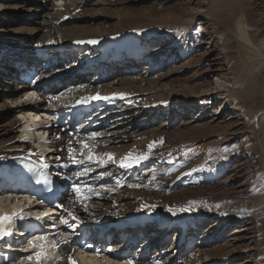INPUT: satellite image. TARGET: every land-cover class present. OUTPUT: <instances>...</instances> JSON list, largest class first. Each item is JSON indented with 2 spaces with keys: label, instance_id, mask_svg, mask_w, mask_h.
<instances>
[{
  "label": "rangeland",
  "instance_id": "obj_1",
  "mask_svg": "<svg viewBox=\"0 0 264 264\" xmlns=\"http://www.w3.org/2000/svg\"><path fill=\"white\" fill-rule=\"evenodd\" d=\"M24 1L0 0V87L2 79H9L13 85L18 84L16 75L18 76L20 69H15L14 64L17 59H23L22 55L27 53L30 64L34 62L36 47L25 43L24 40L28 37L33 36L36 43H43L49 39L57 41L59 37H73L74 34L77 37H88V32H96V36H100L118 35L120 28L125 31L138 30L142 35H147V49L140 58L141 63L134 67L126 61L111 64L105 59L96 60L94 62H99L98 64L85 67L88 61L84 55L90 50L89 45L76 50L73 56L66 51L65 58L59 56L54 59L50 56L57 50H47L46 57L38 60L43 64L52 59L54 62L63 61V70L60 72L62 80L69 79L74 73L88 75V84L98 80L101 81L99 85L120 87L130 93L121 92L126 96L120 100L121 107L105 109L94 122L103 123L101 132L118 128L125 123V126L130 127L131 133L138 134L144 150L147 149V135L157 133L160 139L163 138V144H158L153 149V154L148 159L151 165L146 168V172L142 170L139 174L141 177L132 178V181L144 182V190L161 194L192 193L198 190L211 193L216 187L224 192H244L242 195L264 193V176L259 175L264 174V114L259 112L260 109L264 110V103L251 112H246L229 100L224 91L227 83L225 77L228 74V60L236 54L221 53L217 33L224 32V43L229 46L232 44L231 34L224 28L213 31L207 20L199 14L201 0H76L75 7L68 12L64 8L68 6L69 0H52L49 9ZM247 2L248 0H242V3ZM53 6L63 8L66 19H52L50 13L54 11ZM247 16L258 29L257 39L264 40V0H251ZM29 18H37L40 22L37 28L41 29L30 36L29 31H26V21ZM74 26L78 27L79 34L71 35ZM58 27L59 33H55L54 29ZM196 29H200L198 35ZM175 38L176 43L173 40ZM156 54L159 55L155 58L158 61L153 57ZM101 60L103 61L100 62ZM121 63L120 67H115ZM126 78L134 79L128 84L131 89H127L124 84ZM164 86H172L168 88L174 90L171 93L183 91L181 94L185 98L163 101L169 95ZM17 96L0 93V124L6 123L9 127L13 120L20 118L21 122L17 123L16 129L11 130L8 136L21 135L28 140L23 131L26 117L21 115L18 105L27 99L30 103L29 110L37 109L34 101L41 99V96L38 91L16 99ZM109 110L111 115L99 120ZM122 115L125 119L120 117ZM44 122L41 120L42 124H46ZM137 126L142 129L136 130ZM252 129H256V132L253 133ZM149 138L152 141L153 138ZM132 142L130 140L128 144L131 145ZM173 142L176 144H171ZM29 143L34 144L33 137ZM233 145L238 147L233 149ZM225 148L229 149L227 153ZM188 149L193 151L189 153ZM111 164L114 166L113 162ZM212 167L219 170L222 176L211 174ZM205 175L216 178L204 180ZM66 200L68 196L65 197ZM1 206L8 208L9 202H3ZM213 219L214 215L205 219L203 228L200 229V241L192 249L194 253L199 248H221L226 243L231 245L235 242L240 245V251L235 252L229 262H225L228 260L226 257L211 264H257V261L264 264L263 216L242 217L240 225L232 224L218 234L209 235L208 229L219 224L212 222ZM209 237L210 239L202 241ZM245 247L255 249L247 251ZM159 257L162 258L163 255Z\"/></svg>",
  "mask_w": 264,
  "mask_h": 264
},
{
  "label": "bare ground",
  "instance_id": "obj_2",
  "mask_svg": "<svg viewBox=\"0 0 264 264\" xmlns=\"http://www.w3.org/2000/svg\"><path fill=\"white\" fill-rule=\"evenodd\" d=\"M24 2H30L33 6H37L40 8L43 6V9H49L52 0H25ZM102 3H104V1ZM75 5L76 0H69L68 6L64 8L66 9L64 11H71L72 7H75ZM52 9L54 10L50 13V17H52V19H54V17L56 18V20L62 18L66 19V12H63V8L53 6ZM47 16H49V14ZM26 23L28 25L26 31H29V36L32 33H35V31H41L40 28H37V25H39L40 23L37 18H29ZM71 30V35H73L74 33L79 34L78 27L74 26ZM54 31L55 33H59V27L55 28ZM95 33L96 32H88V37H84L85 35L82 37H77L78 35L74 34L75 36L73 37H59L57 41L54 39H49L48 42L43 43H36L33 36L28 37L24 41L25 43H27V45L29 44L30 47L35 45V60L30 64L31 60H29V57L26 56V53L21 56V58L23 59H17L15 61L16 63L14 64V68L21 69V74H23V70L25 68L28 69L29 66L31 68L37 67L40 70L41 77L36 82L27 84L20 80V76L16 75V81H18L17 85H13L9 79H2L3 82L1 83L0 93L12 96L18 95L17 97H15L16 99H18L24 97L25 94H29L30 92H39L41 99H36L34 102L37 109L34 108L30 111H32L33 113H38L39 115H47L48 117L46 119L42 117V120L45 121L46 125L43 124L44 126H41L37 130L32 129V124L30 125L28 121L30 103L27 101V99H24V101L21 102L18 107L21 115L26 117L24 128H27V130L29 129V135L35 137V144H38L39 146L41 145L44 150L46 149V146L50 147L53 150L50 154H48L50 158V164L55 161L56 156H59L61 158V163H68L67 141L69 140H72V147L75 149L77 158L79 159H84V157L87 156L89 150L87 148H84L83 156H81V145L77 143L78 140H86L88 144L95 145V147H93L91 151L99 157H102L104 153L114 154L113 161H109L107 163L97 164L93 162L85 166L69 164L68 168L53 167V173H60V175H55L60 180H64L61 178V176L72 175L77 170L82 171L83 167H87L89 169L87 175L82 176L80 179L87 181L88 184L103 192L102 196H93L92 199L87 202V210H85L83 206H81L79 203H76L75 201V193L72 191V185L73 183H75V181L64 180L65 184L69 183L70 185V189L67 192L68 200L64 202L65 208H69L71 211H74L75 214L79 216L80 220H88L93 222L98 221L99 223L103 224H108L110 221H116L118 218L123 217L129 213H133L136 215L150 213L152 214L151 224H149V226L146 228H140L136 233H129L124 239L118 237V231H115L113 235L108 237V242L111 243L112 246L109 247V249H107L106 251H103V254L95 257L93 256V258L82 257V259L79 260L76 254L72 253L73 246L75 245L74 241L71 242L69 239H67L68 243L61 245V249L58 251L59 256L53 257L52 251L55 250V248L47 247L45 249L47 255L40 260L39 264H69V255L73 257L77 264H129V260H133L135 264H154V261L157 260L160 262V264H211L214 262H218L222 260V258L226 257H228V260H226L225 262H229V260L233 258L232 255L238 250L240 251V249H238L240 245L236 244L235 242H232L231 245L226 243L221 248L208 250H202L201 248H199L197 249L196 253L193 252L194 250L185 247L178 248L175 246V243H173L166 250L168 251L167 260H162L159 255L162 254L161 250H163L164 247L163 241L166 240L168 233H165V231H163L162 229H156V227L160 225L161 222L168 221H170V224H180L183 222H185L186 224H203L208 216L214 215V219L212 222L219 224L216 227L213 226L212 228L208 229V234H218L232 224H235L236 226L240 225L241 220H243L242 217H264V193H259L255 196L251 195V193L242 195L244 192H239V194H237L236 191L224 192L216 189L215 187L213 189L210 188L212 189V191L210 190L211 193H205L206 191L202 192L198 190L199 192L196 191L192 193L174 192L173 194H161L160 192L150 193L147 190H144V182L132 181L130 177L139 175L141 171L144 170V168L147 167L149 163H151L150 160H145L138 165H134L131 168H121L119 166V161L129 152L138 154L146 152L148 149H143L140 140L138 139V134H136V136L135 134L131 133L130 127L125 126V123L120 125V127L118 128L112 130L106 129L101 132V129L103 128L101 127V125L103 123L94 122L95 118L100 114V112L105 111V109L112 108V106H117V108H120V100H123L126 97L122 93H127L128 91L120 87L114 88L111 85H99L101 81L98 80L96 82H89L88 84L86 82L89 78L88 75H79L74 73L72 74V76H69V79L62 80L63 76L61 77L60 72L61 70H63V68H61L63 65V61L58 62L56 60L54 62V60L52 59L51 61L49 60L50 62L43 64L42 61L38 60L40 58L46 57V51L51 47H55L54 50H57L50 56L55 59L59 58V56L65 58L67 52L71 54L70 56H73V53L76 50H81V48L88 47L89 45L90 50L87 54L84 55L88 63L90 61H98L99 59H105V61L108 62L110 61L109 58L111 56H119V61L123 63L129 62L133 67L141 63L140 59H136V57L146 52L147 35H142L138 30L125 31L122 28H120V32L118 33V35L103 34L100 36H96L98 34ZM92 39L98 40L99 42L97 44L87 43V41ZM173 40L175 41L174 43H176V38ZM80 41L84 42L80 43ZM67 44L70 46H65ZM63 46L65 47L61 49ZM156 56L159 57V55L156 54L155 56H153L154 59L156 58ZM155 60L158 61V59ZM151 62H153V60ZM123 63L115 67H120V65H122ZM51 69L53 72L50 73ZM67 80H69V82H66ZM128 80L129 79L124 81L127 89L130 88L128 84H130V82H132L134 79L130 78V80ZM61 84H65L66 86ZM170 87L172 86H164V90L167 91ZM181 89L185 91L184 88ZM23 90H25L26 92H23ZM169 90L168 97H165L163 101L171 102L173 100L185 98L181 94L184 93L183 91L179 90V92L171 93L174 90ZM97 93L104 96L106 95V97H108V99H105V105L90 112V114L88 115L80 116L79 126L75 133L76 135H69L68 129L71 128L76 121L73 115L69 114L70 104H72L73 101L77 98H90V95ZM186 95L188 94L186 93ZM53 99L55 101H53ZM110 112V110L105 112L104 116H101L99 120H103L106 116L111 115ZM259 112H261V115L264 114V110L262 109H260ZM66 113L68 114V118H64L65 121H62L61 116ZM120 117L124 118L123 115ZM35 119L38 118L34 115V120ZM20 122V118L17 117L16 120H13L11 124H9V127L6 123L0 124V138H2L0 140V157H6V159H0V166L3 163L9 162L14 157L25 156L29 149H31L32 152L36 151L35 144L29 143V141L23 138V136H8V133L11 130L13 131V129H16L17 123L19 124ZM59 122L61 123L58 124ZM25 129H23L24 132ZM140 129H142V127L137 126L136 130ZM195 130L196 129L193 130L194 133L196 132ZM46 132L49 143L43 144L42 141L46 137ZM91 132H97L100 135L95 140L86 139L87 134ZM37 136H39L40 140H37ZM57 136H59L60 139L57 140ZM150 136L151 138H153L152 141H150ZM146 137L148 140L145 146H148L149 143L153 141H157L158 138L160 139V136H157V133L147 135ZM14 140H16L15 143L11 144V142ZM130 140L133 141L131 145L128 144V141ZM6 141L8 142L5 143ZM9 143L10 145H8ZM171 144L176 143L173 142ZM104 159H106V157H104ZM112 162L114 163V166H112ZM101 172L110 175H105L103 178H100L99 173ZM123 179L126 180L123 181ZM117 181H121L122 186L118 187ZM129 184H138L142 186L129 188ZM112 189H115V191H111ZM8 192L12 193V191L7 186H4L3 191H1L0 189V214H12L17 209H23V207L21 208V206H23L22 195H15L16 197L11 200L9 197L10 194ZM6 201H10V205L8 208H3L1 206V203ZM191 202H195L194 204H192L191 211H179L181 207H189ZM144 205H156V207H144ZM169 208H172L173 211L169 212ZM67 215L68 214L64 210L63 212L59 211L56 213L55 218L59 220L60 217L65 216L64 218L68 219L69 223L75 225V223L71 221L70 216ZM260 218L261 217H259V219ZM202 224L199 227L200 229ZM64 229L65 225L62 228L63 232ZM198 230L199 229H197L196 231L191 230L190 233L196 236ZM139 232L143 233L138 236ZM148 233L151 234V236L148 237L139 246V248H137V242L139 241L140 237L142 238V236H145ZM61 234L54 235V240H58L60 237H63V235ZM225 236L226 235H224V237ZM63 238H65V236ZM208 239H210V237L205 238L202 241H206ZM47 240L50 243L51 237L47 238ZM99 246L105 247V244L99 243ZM75 249L77 250V248ZM245 249H247V251H252L255 248L245 247ZM30 254H32V252L28 251L26 253H23L22 256L27 257ZM49 260L50 263H47ZM30 262L32 264H35V262L37 263L35 258H33ZM258 262L259 261H257L256 263L259 264ZM246 263L247 262H235L232 264ZM5 264H11V261L6 262Z\"/></svg>",
  "mask_w": 264,
  "mask_h": 264
},
{
  "label": "clouds",
  "instance_id": "obj_3",
  "mask_svg": "<svg viewBox=\"0 0 264 264\" xmlns=\"http://www.w3.org/2000/svg\"><path fill=\"white\" fill-rule=\"evenodd\" d=\"M201 5L199 14L214 32L224 28L231 34L229 46L224 43V32L217 33L221 53L236 54L228 60L224 91L231 102L251 112L264 103V40L257 39L258 29L247 16L251 0H201Z\"/></svg>",
  "mask_w": 264,
  "mask_h": 264
},
{
  "label": "snow or ice",
  "instance_id": "obj_4",
  "mask_svg": "<svg viewBox=\"0 0 264 264\" xmlns=\"http://www.w3.org/2000/svg\"><path fill=\"white\" fill-rule=\"evenodd\" d=\"M197 35L200 33V29H196L195 30ZM84 41H80V43H83ZM99 41L92 39L87 41V43H91V44H97ZM122 95V94H121ZM91 99H96V100H100V99H108V97H102L100 96L99 93H97L94 97H91ZM85 99L81 98V100L77 101V103H84ZM99 133L97 132H91L89 134H87L86 139H90V140H95L99 137ZM26 139V138H25ZM56 139H60L59 136L56 137ZM163 138H161L159 141H153L151 143H149V145L147 146V151L143 152V153H138V154H134L133 152H129L125 157H123L122 159H120L119 161V166L121 168H131L134 165H138L141 162L148 160L149 157L151 156L153 149L158 145V144H163ZM78 144L81 145V153L80 155L83 156V149L87 148L88 154L86 157H84V159H79L77 158V153L75 152V149L72 147V140L67 141V152H68V163H61V158L59 156H56L55 161L50 165L43 156L38 157L37 160L33 161L32 157L36 156L37 154L32 152L31 149L28 150V152L26 153V155L24 157H14L13 159H20L22 161H29V163L25 164V167L32 169H38L36 175V183L37 184H43L45 187H48L51 183H52V176L53 175H60V173H50L48 171V169L50 167H60V168H68L69 164H74L77 166H85L88 164H91L93 162L97 163V164H102V163H107L109 161H113L114 159V154L113 153H104L102 157L97 156L94 152L91 151V149L93 147H95V145H90L86 142V140H78L77 141ZM233 149L237 148L238 146L233 145L232 146ZM250 147V145H249ZM192 149H188V152H192ZM224 151L227 153L229 151L228 148H225ZM187 154V153H186ZM104 157H106V159H104ZM0 159H6V157H0ZM89 171V169L87 167H83V170H77L76 172H74L72 175H68V176H61L62 179L64 180H68V181H75V183H73L72 185V191L75 193V201L76 203H79L81 206H83L85 208V210H87V202L92 199L93 196H102L103 192H101L100 190H98L97 188L91 186L90 184L87 183V181L80 179L82 176H86L87 172ZM153 172H155V170H152ZM171 171V169H170ZM105 175H110L104 172L99 173V177L103 178ZM264 176V174H259ZM152 179H155V176L153 175ZM117 186H122V182L121 181H117ZM142 185H138V184H129L128 187H141ZM111 191H115V189H112ZM195 202H191V204L189 205V207L185 208V207H181L179 209V211L183 212V211H191L192 210V204H194ZM56 207H63L62 205H57ZM144 207H152L155 208L156 205H144ZM68 216L71 217L72 220H74L76 223H80V218L78 215L75 214L74 211H71L69 208H64L63 209ZM169 212H172V208L168 209ZM243 211V210H242ZM45 216H47L48 214L45 213ZM16 219H20L23 220L24 216L21 213H12V214H8V213H4V214H0V238L3 237H7L11 235V232L7 229L6 225L7 224H11L13 223ZM60 224L62 225H66L68 228H73L75 227L74 224L69 223V220L64 218V217H60ZM52 228L55 229L57 228V225L55 224L54 221H52ZM68 240L60 237L58 240H53L50 243L47 240V236H38L36 238V241H33L30 245L31 248L33 249H40L39 251H35L34 253L30 254L27 256V259L29 261H31L33 258H35V260L37 261V264H39L40 260L45 257L47 255V252L45 251V249L47 247H53V248H59L61 245L67 244ZM74 251V250H73ZM68 261L69 264H77V262L73 259V257L71 255L68 256ZM129 264H135V262L133 260H129ZM154 264H160V262L154 261Z\"/></svg>",
  "mask_w": 264,
  "mask_h": 264
}]
</instances>
